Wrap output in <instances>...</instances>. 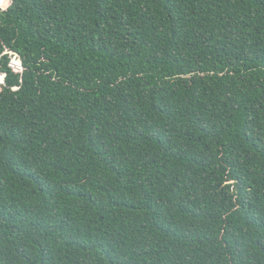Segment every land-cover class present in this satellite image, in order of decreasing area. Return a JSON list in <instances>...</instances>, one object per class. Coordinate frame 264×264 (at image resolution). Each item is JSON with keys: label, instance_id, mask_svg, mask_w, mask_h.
Wrapping results in <instances>:
<instances>
[{"label": "trees", "instance_id": "16d2710c", "mask_svg": "<svg viewBox=\"0 0 264 264\" xmlns=\"http://www.w3.org/2000/svg\"><path fill=\"white\" fill-rule=\"evenodd\" d=\"M1 74L0 264H264V0H0Z\"/></svg>", "mask_w": 264, "mask_h": 264}, {"label": "rangeland", "instance_id": "374dc122", "mask_svg": "<svg viewBox=\"0 0 264 264\" xmlns=\"http://www.w3.org/2000/svg\"><path fill=\"white\" fill-rule=\"evenodd\" d=\"M18 60H19V59L16 58V56H13V57H12V66H14L15 69H18V66H19V64L17 63ZM0 77H2V74L0 75Z\"/></svg>", "mask_w": 264, "mask_h": 264}]
</instances>
